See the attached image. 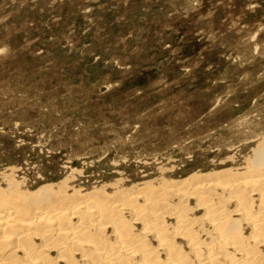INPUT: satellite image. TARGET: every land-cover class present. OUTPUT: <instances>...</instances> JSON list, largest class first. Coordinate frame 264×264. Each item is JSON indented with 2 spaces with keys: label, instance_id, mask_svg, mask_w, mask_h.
<instances>
[{
  "label": "rangeland",
  "instance_id": "obj_1",
  "mask_svg": "<svg viewBox=\"0 0 264 264\" xmlns=\"http://www.w3.org/2000/svg\"><path fill=\"white\" fill-rule=\"evenodd\" d=\"M263 138L264 0H0V171L26 189L241 169Z\"/></svg>",
  "mask_w": 264,
  "mask_h": 264
},
{
  "label": "bare ground",
  "instance_id": "obj_2",
  "mask_svg": "<svg viewBox=\"0 0 264 264\" xmlns=\"http://www.w3.org/2000/svg\"><path fill=\"white\" fill-rule=\"evenodd\" d=\"M253 151L241 169L129 187L30 191L1 170L0 264H264V138Z\"/></svg>",
  "mask_w": 264,
  "mask_h": 264
}]
</instances>
